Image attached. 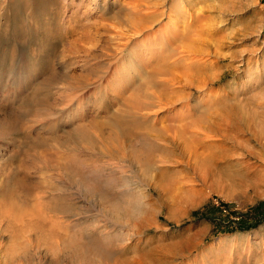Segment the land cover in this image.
<instances>
[{"label": "rangeland", "instance_id": "obj_1", "mask_svg": "<svg viewBox=\"0 0 264 264\" xmlns=\"http://www.w3.org/2000/svg\"><path fill=\"white\" fill-rule=\"evenodd\" d=\"M101 1L0 0V264H260L264 0H184L199 42L225 59L193 66L209 83L195 74L204 86L172 92L154 76L120 86L115 69L178 16L175 0H138L143 16ZM25 68L37 71L29 88ZM145 94L155 105L134 110ZM199 98L208 109L183 107ZM231 106L240 117L226 124ZM230 237L229 255L218 244Z\"/></svg>", "mask_w": 264, "mask_h": 264}, {"label": "bare ground", "instance_id": "obj_2", "mask_svg": "<svg viewBox=\"0 0 264 264\" xmlns=\"http://www.w3.org/2000/svg\"><path fill=\"white\" fill-rule=\"evenodd\" d=\"M65 1V0H64ZM117 1V0H116ZM115 0L112 1L113 3L111 4L112 6L113 5H116V2ZM102 3L101 6L102 8L104 9L106 4L109 2L108 0H102L101 1ZM124 2V1H123ZM86 3H87V6L89 7L90 5L95 7L97 6V3H99V0H86ZM185 2L184 0H175L174 1V8H175V12H177V17L172 19L169 17V19L167 20V22L163 25V28L162 30H160V33L158 35V37H156V39H153L152 41L150 42H147V43H143L141 44V49L140 51H137L135 54H136V58L135 60H131L130 59V62H128V64H123V65H119L117 67V69H115V71H118L117 74L119 75L118 76V83L120 84V86H130L131 84L130 83H134L136 82L137 80H146L147 77H158L159 78V81L158 82H161L159 84H163L165 85L166 87L169 86H179L181 84V82H186L187 84H192V79H191V75H195V71H194V67L195 64L197 65H207V66H211L213 67L214 63L215 62H212L211 58H214L216 60V62H218L219 60H224L225 59V55H222V54H209L208 53V50L206 48H204L203 46V42H199V38H200V32H197L195 30V28L191 25L192 21H191V13L187 11L186 7H185ZM105 5V6H104ZM125 8H127L129 10V13L130 12H137V14H140L141 16H143L142 13H139V12H142L145 10V7L138 3V0H131L130 2H127ZM153 6V5H152ZM163 6V5H162ZM155 7V6H154ZM92 8V7H90ZM148 8V7H147ZM164 10V9H163ZM150 11V10H149ZM171 11V10H170ZM152 12V11H151ZM162 12V11H160ZM174 12V11H173ZM119 13V12H118ZM163 13V12H162ZM126 14V13H125ZM165 14V13H164ZM49 16L51 15L52 16V19H56L58 17L57 15V12H51L48 14ZM177 20V21H176ZM156 21V20H155ZM149 22V21H148ZM191 22V23H190ZM141 21L138 19L136 21V23H134L132 26H130L129 28H126L127 31H132V33H134L135 31H137V27H138V24H140ZM153 23V22H152ZM113 26V25H112ZM111 26V27H112ZM169 26H171V29L167 30V28H170ZM110 27V26H109ZM110 27V28H111ZM113 27H116L113 26ZM113 27L111 29H113ZM117 28V27H116ZM119 28V27H118ZM115 29V28H114ZM121 29H124V28H120ZM198 30V29H197ZM125 31H121V33L123 34H118L117 37L119 36H122V38L124 36L127 35V38L129 37L128 33H124ZM135 35V34H134ZM200 35V36H199ZM132 36V34H131ZM53 36H50V40ZM55 37V36H54ZM141 38V37H140ZM120 39V38H119ZM125 41V43H123L122 45H118L117 47H119L118 49H122L124 46L127 45V41L128 39H126L125 37L123 38ZM122 40V39H120ZM121 42V41H120ZM141 43V42H140ZM218 44V43H216ZM232 44V43H231ZM229 44V45H231ZM220 46H224V42L220 41ZM207 47V46H206ZM211 48V47H210ZM223 48V47H222ZM117 49V50H118ZM131 53H132V49H130ZM207 50V51H206ZM223 50V49H222ZM129 52V54H130ZM213 52V50H212ZM221 53V52H220ZM45 56H46V60H50V54L49 53H46L45 52ZM159 56L160 57V65L158 67V69H153L151 67V69H149L147 67V64L149 63L150 60H152L153 58ZM211 56V58H210ZM227 56V55H226ZM235 56V55H234ZM230 57H233V56H230ZM236 57V56H235ZM125 58V56L121 59L123 60ZM232 59V58H231ZM155 60V59H154ZM221 62V61H220ZM155 64V62H154ZM154 67V65H153ZM148 68V69H147ZM174 68V69H173ZM178 68V69H176ZM200 69V67H198ZM51 69V68H50ZM173 69V70H172ZM176 69V70H175ZM204 69V67H203ZM24 70L27 71V74H26V78L24 79L25 81L23 82L22 86L21 87H26V88H29L32 85L33 83V75H34V71L33 69H30V68H25ZM219 70V69H218ZM173 71H177V72H173ZM37 72V71H36ZM202 72V71H201ZM206 71H204L205 73ZM204 73H197L196 75L198 76L199 75H203ZM208 74V73H206ZM205 74V75H206ZM55 75V74H54ZM205 75H203L204 77L199 80V82H202L203 84H207L209 83L208 81L210 80V74L206 77ZM215 76V75H214ZM190 77V79H189ZM199 77V76H198ZM193 78V77H192ZM196 78V76L194 77ZM150 79V78H148ZM198 80V78H196ZM212 79V77H211ZM51 80V79H50ZM183 80V81H182ZM192 81V82H191ZM196 81V80H195ZM154 82V81H153ZM197 82V83H199ZM52 83V82H51ZM180 83V84H179ZM194 83V82H193ZM196 83V84H197ZM202 83H199L202 85ZM67 84V83H66ZM179 84V85H178ZM188 84V85H189ZM195 84V83H194ZM195 84V87L199 85H196ZM65 85V84H64ZM63 85V86H64ZM135 85V84H134ZM186 85V84H185ZM193 85V84H192ZM140 86V85H139ZM190 86V85H189ZM204 86V85H202ZM64 87H72V85H65ZM138 87V86H137ZM141 87V86H140ZM145 87V86H144ZM149 87V86H148ZM185 87V86H184ZM192 87V86H191ZM201 87V86H200ZM168 88V90H169ZM173 88V87H172ZM197 88V87H196ZM203 87H201L202 89ZM139 89V87H138ZM149 89V88H148ZM200 89V88H199ZM133 90V89H132ZM145 90V89H144ZM77 91V90H76ZM79 91V90H78ZM170 91H171V88H170ZM173 91H175L173 89ZM143 92V91H142ZM149 93V91H147ZM172 92V91H171ZM169 92V93H171ZM177 93V91H175ZM174 94L172 93V97L173 96H179L178 94L179 93H175ZM16 94V93H15ZM138 94V93H137ZM149 95V94H148ZM153 95V94H151ZM155 95V94H154ZM158 95V94H157ZM183 95V94H182ZM138 96V95H136ZM135 97V96H134ZM145 99H142V101H136L134 102L135 104H133V109L134 110H138V112L142 111V110H149L150 108L153 107V105H155L154 101L153 100H150L148 99L147 97V94H145V96H143ZM157 97V96H156ZM160 97V96H159ZM170 97V96H168ZM167 97V98H168ZM182 97V96H181ZM184 97V96H183ZM182 97V98H183ZM187 97V96H185ZM208 97V96H207ZM151 98V97H150ZM171 98V97H170ZM182 98L180 97H176L174 100H178V102L180 101V99L182 100ZM135 99V98H134ZM137 99V97H136ZM207 99V98H206ZM158 100H160V98H158ZM166 100V99H165ZM209 100V99H208ZM170 101H172L170 99ZM183 101V100H182ZM211 101V100H210ZM175 102V101H174ZM206 102V100L204 98H199V100L197 101H194V103L192 104H185L183 105V107H185V109L189 110L190 106L192 107V105H194L195 107H199V106H202V104ZM133 103V102H132ZM160 103V102H158ZM165 103V102H163ZM181 103V102H180ZM208 103V102H207ZM204 103L206 105L210 104V103ZM157 104V102H156ZM171 104V103H170ZM173 104V103H172ZM203 104V105H204ZM172 106V105H171ZM213 106V105H212ZM158 107V105H157ZM162 107V106H161ZM165 107V106H164ZM163 107V108H164ZM169 107V106H168ZM209 106L205 107V105L203 106V108H207L208 109ZM155 108V107H154ZM159 108V107H158ZM193 108V107H192ZM212 108V107H211ZM257 108V107H256ZM210 109V108H209ZM215 109V108H214ZM211 110V109H210ZM216 110V109H215ZM199 111V110H198ZM203 110H201L200 112H202ZM205 111V109H204ZM203 111V112H204ZM209 111V110H208ZM133 112V111H132ZM136 112V111H135ZM206 112V111H205ZM217 112V111H216ZM253 114H254V111H252ZM150 113V112H149ZM184 113V111L182 112ZM191 113V112H190ZM207 113V112H206ZM239 110L236 106H231V107H225L224 109H222L220 111V120L221 121H224L226 124L228 123H231V122H234L235 120H237L240 115H239ZM250 113V112H249ZM248 113V114H249ZM202 115V118L207 115V114H204L203 116V113H200ZM209 114V113H208ZM185 116V115H184ZM187 116V115H186ZM195 116V115H194ZM197 116H199V113L197 114ZM248 116V115H247ZM183 117V116H181ZM201 117V116H200ZM208 117V116H207ZM207 117H204L203 119H206ZM74 118H78V114L77 116H74ZM187 118V117H186ZM251 118V117H250ZM184 119V117H183ZM196 119H199V118H196ZM252 119V118H251ZM200 121H198V126L200 124V122H203L201 121L202 119H199ZM176 121V120H174ZM172 121V122H174ZM204 121H207L204 120ZM238 121V120H237ZM236 121V122H237ZM75 122V121H74ZM171 122V121H170ZM171 122V123H172ZM190 122V121H189ZM193 122V121H192ZM191 122V123H192ZM185 123V122H184ZM190 123V126L193 124ZM175 124V123H174ZM195 124H196V121H195ZM180 125V126H179ZM189 125V124H188ZM170 126V125H169ZM174 127H176V131L178 130V127H181L182 129L184 128L183 126L186 127L185 124H182V123H178L177 125H171V129ZM189 128L192 129V130H189L192 134V136L195 134H197V136H203V137H207V138H212L213 136H211L209 133L206 134L202 131H199V129H202L201 127L199 128L198 126H194V124ZM222 127V126H221ZM225 127V125H224ZM199 128V129H198ZM226 128V127H225ZM170 129V130H171ZM174 129V128H173ZM172 129V130H173ZM180 129V128H179ZM188 129V128H187ZM175 132V130H174ZM173 132V133H174ZM207 132V131H206ZM186 133H188V130L186 131ZM216 133V131H215ZM199 134V135H198ZM231 134V133H230ZM172 135V134H171ZM188 138H190L191 135L188 134ZM191 136V137H192ZM180 137V135H179ZM195 137V136H194ZM192 137V139L194 138ZM199 137H197L196 139H198ZM201 138V137H200ZM226 138V137H225ZM186 139V138H185ZM195 139V140H196ZM173 140V139H172ZM189 140V139H188ZM194 140V141H195ZM191 142V141H190ZM200 142H201V139H200ZM199 142V143H200ZM198 143V142H197ZM208 143V142H207ZM194 144V143H193ZM196 144V143H195ZM194 144V145H195ZM205 144V143H204ZM197 145H200V144H197ZM196 146V145H195ZM198 148V146H197ZM190 149V148H189ZM192 149V148H191ZM194 149V148H193ZM200 149V148H199ZM192 151V150H191ZM195 152V150H194ZM195 154V153H194ZM192 159V158H191ZM188 161V160H187ZM25 212V211H24ZM34 213V212H33ZM115 213V212H114ZM28 215V214H27ZM101 215V214H100ZM29 218V217H28ZM39 222V221H38ZM23 224V223H22ZM235 239L236 238H233V237H230V238H226V239H221L219 240V247L224 249V251L226 253H231V251L234 250V248L237 247L236 243H235ZM242 239V238H241ZM109 240L108 238H105V237H102L101 238V245H97L99 246L98 249H102V248H105L108 244ZM247 245H249L247 243ZM249 248V246H248ZM177 250V249H176ZM248 250V249H247ZM224 256V255H223ZM156 257V256H155ZM160 257V256H159ZM118 263V262H117ZM260 264H264V259L261 258L260 260Z\"/></svg>", "mask_w": 264, "mask_h": 264}, {"label": "built area", "instance_id": "obj_3", "mask_svg": "<svg viewBox=\"0 0 264 264\" xmlns=\"http://www.w3.org/2000/svg\"><path fill=\"white\" fill-rule=\"evenodd\" d=\"M222 212H224L225 211V209L224 208H222V210H221ZM235 215V218L236 219H238L239 217H241V215L240 214H234ZM227 223H229V220H227ZM232 224H234V222H231Z\"/></svg>", "mask_w": 264, "mask_h": 264}]
</instances>
